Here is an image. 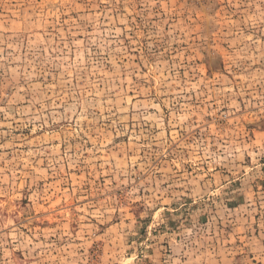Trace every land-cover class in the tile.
Listing matches in <instances>:
<instances>
[{
  "label": "rangeland",
  "instance_id": "rangeland-1",
  "mask_svg": "<svg viewBox=\"0 0 264 264\" xmlns=\"http://www.w3.org/2000/svg\"><path fill=\"white\" fill-rule=\"evenodd\" d=\"M0 264H264V0H0Z\"/></svg>",
  "mask_w": 264,
  "mask_h": 264
}]
</instances>
